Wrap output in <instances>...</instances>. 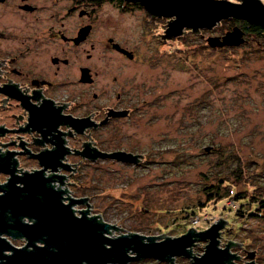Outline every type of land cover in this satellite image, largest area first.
Segmentation results:
<instances>
[{
    "label": "rangeland",
    "instance_id": "1",
    "mask_svg": "<svg viewBox=\"0 0 264 264\" xmlns=\"http://www.w3.org/2000/svg\"><path fill=\"white\" fill-rule=\"evenodd\" d=\"M115 16L117 36L137 52L139 101L135 121L124 123L114 148L146 154L147 160L92 168V179H81L87 189L79 193L92 206L88 215L121 227L114 236L170 237L191 227L206 230L222 217L264 257V220L242 223L234 212L240 203L243 214L248 204L264 199V35L248 33L238 46L211 47L206 38L223 35L235 18L202 29V36L189 30L164 41V19L149 32L140 9ZM220 183L223 197L201 207L206 189ZM199 244L192 249L196 256L205 245ZM176 262L191 264L183 257ZM161 263L144 258L128 264Z\"/></svg>",
    "mask_w": 264,
    "mask_h": 264
},
{
    "label": "flooded vegetation",
    "instance_id": "2",
    "mask_svg": "<svg viewBox=\"0 0 264 264\" xmlns=\"http://www.w3.org/2000/svg\"><path fill=\"white\" fill-rule=\"evenodd\" d=\"M132 9L145 13L149 32L163 19L165 31L169 18L153 17L136 0H0V186L11 176L39 174L62 191L64 204L76 201L71 208L81 216L91 207L88 197L79 195L87 189L81 179L91 180L92 168L109 161L140 165L147 160L134 151L127 152L140 155L137 163L105 155L123 150L114 148L121 144L116 136L138 113V81L133 78L138 56L117 36L115 21V14ZM213 186L206 189L201 207L216 200L210 196L224 194L221 183ZM260 202L248 204L243 214L240 203L236 217L242 223L264 220V199ZM77 205L85 209L77 210ZM220 222L217 246L228 247L229 264H264L248 236L240 239L241 231L233 232L222 217L215 223ZM207 242L197 239L191 250Z\"/></svg>",
    "mask_w": 264,
    "mask_h": 264
},
{
    "label": "water",
    "instance_id": "3",
    "mask_svg": "<svg viewBox=\"0 0 264 264\" xmlns=\"http://www.w3.org/2000/svg\"><path fill=\"white\" fill-rule=\"evenodd\" d=\"M136 1L153 17L169 18L162 35L164 41L182 35L186 29L199 34L200 30L211 29L230 18L264 29L261 0ZM245 40V31L238 25L223 35L206 38L211 47L238 46ZM208 150L206 147L205 151ZM105 155L123 162L140 161V155L124 150ZM0 170H3L1 165ZM17 182L22 186H17ZM48 182L49 178L29 174L20 179L11 176L7 184L0 186V264H128L144 258L176 264L174 258L178 256L190 259L191 264H229L232 258L228 247L220 249L217 246L221 222L213 221L203 231L191 227L176 237L133 232L114 236L113 231L121 227L99 220V214L87 216L90 209L76 216L71 208L76 201L64 204L62 191L54 190ZM25 218L28 221H24ZM5 235L24 239L25 244L16 247ZM197 239L208 241L200 256L193 255L191 250Z\"/></svg>",
    "mask_w": 264,
    "mask_h": 264
},
{
    "label": "trees",
    "instance_id": "4",
    "mask_svg": "<svg viewBox=\"0 0 264 264\" xmlns=\"http://www.w3.org/2000/svg\"><path fill=\"white\" fill-rule=\"evenodd\" d=\"M231 22L234 24V25H237L240 26L243 30L246 31V34L248 33H253L255 35H257L258 37H263V32H264V29L259 26V25H256V24H250V23H247L246 21L244 20H239V19H231ZM239 193L237 192L236 194H234L235 197H239L238 195ZM211 198L213 199H220L222 198V194L220 195H212L210 196ZM191 213H193V211H191Z\"/></svg>",
    "mask_w": 264,
    "mask_h": 264
}]
</instances>
